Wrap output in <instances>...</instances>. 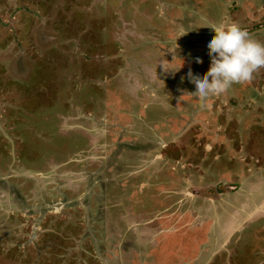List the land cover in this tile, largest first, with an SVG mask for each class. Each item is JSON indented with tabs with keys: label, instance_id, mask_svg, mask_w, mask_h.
<instances>
[{
	"label": "rangeland",
	"instance_id": "rangeland-1",
	"mask_svg": "<svg viewBox=\"0 0 264 264\" xmlns=\"http://www.w3.org/2000/svg\"><path fill=\"white\" fill-rule=\"evenodd\" d=\"M234 1L0 0V264H264V68L205 101L188 76L213 24L264 43V0ZM175 230L200 247L167 262Z\"/></svg>",
	"mask_w": 264,
	"mask_h": 264
},
{
	"label": "clouds",
	"instance_id": "clouds-1",
	"mask_svg": "<svg viewBox=\"0 0 264 264\" xmlns=\"http://www.w3.org/2000/svg\"><path fill=\"white\" fill-rule=\"evenodd\" d=\"M208 29L215 33L205 42L211 58L210 67L203 75L191 70L188 73L194 84L193 92L201 101L224 93L235 83L249 81L258 69L264 68V43L254 39L241 25L236 22L213 24ZM179 69L165 68V71Z\"/></svg>",
	"mask_w": 264,
	"mask_h": 264
},
{
	"label": "flooded vegetation",
	"instance_id": "flooded-vegetation-1",
	"mask_svg": "<svg viewBox=\"0 0 264 264\" xmlns=\"http://www.w3.org/2000/svg\"><path fill=\"white\" fill-rule=\"evenodd\" d=\"M54 2V1H53ZM115 3H116V1H114ZM239 5V4H238ZM152 6H155V4H152ZM135 13L138 15V13H139V11H138V13H137V11H135ZM52 15H56L55 14V12H54V14L53 13H51ZM42 17V19L40 20L42 23L41 24H38V27L35 29V27H36V25H34L30 30L32 31V34H33V37H34V39L36 38H38V39H41V40H47V39H50V38H56V36H55V34H48L47 32L48 31H46L45 30V27H46V23L45 22H47V19L44 17V15H42L41 16ZM45 18V19H44ZM139 18H140V16L138 17V20H139ZM145 20V19H144ZM146 21V20H145ZM148 23H150V22H148ZM258 40H260V38L258 37ZM15 45V44H14ZM20 57H22L21 55H20ZM31 69V67L29 68H27L26 70H30ZM240 87H241V90H242V86H241V84L242 83H237ZM43 98H41L40 99V101L38 102L39 103V105H42V103H41V100H42ZM73 131V130H72ZM72 131H70L69 133H71ZM59 135L60 136H62L61 135V131L59 132ZM68 139H69V137L68 136H65L64 138H60V141H59V145H57L56 146V153L58 154V153H60L61 154V152L62 151H66L65 150V147H68ZM57 141V140H56ZM54 143H52V145H53ZM54 146V145H53ZM47 147H49V146H47ZM62 147V148H61ZM50 148V147H49ZM62 149V150H61ZM29 150V149H28ZM29 158H33V157H25V156H23V158L21 157V160H19V161H21V163L23 164V165H28V163L29 162H32V161H29L30 159ZM34 160H37L36 158H33V162H35ZM15 163H17V162H15ZM261 170V169H260ZM261 172V171H260ZM109 186V189H106L105 188V192L107 193V194H105L104 193V195H110L112 192H114V191H116V192H118V195H116L117 196V198H123L122 197V195L120 196V190H119V188L118 187H116V186H114V182H111V185L109 184L108 185ZM234 187V186H233ZM263 187H264V184H263ZM102 189L104 190V188L102 187ZM259 197H261L260 198V200H258V207L260 208V209H258V207L257 208H254V207H251L250 208V206H249V208H250V212L251 211H253L254 212V216L252 217L253 219H254V217L255 216H257L258 214L260 215V214H262V213H264L263 211H264V194H261ZM99 206L101 207L102 205H101V203L99 202ZM44 209H52V207H50V206H46V207H44ZM55 210L56 211H62L61 210V206L60 207H55ZM101 212H102V210H100ZM90 214V213H89ZM248 213H246V215H247ZM125 215V212L123 211V209L121 208V207H118V210L116 211V212H112L111 213V217H110V219H109V221H108V223H109V226H108V228L105 226V228L104 229H100L101 230V232H104L105 233V236H106V242H107V247H110V246H115L116 245V243L119 241L118 240V237L123 233V232H125V241L123 242V240H122V242H121V244H122V247H123V252H125L126 250L127 251H132V252H134V250H136V246L138 247L140 244H136L135 243V245L132 247V249H130L129 250V244H130V242H128V241H126L127 239H129L128 238V234H127V231H129V227L127 228V227H125V225H124V223H123V216ZM229 215H227V217H228ZM90 217V216H89ZM226 217V218H227ZM91 218V217H90ZM226 218H225V220H226ZM116 221H118L119 223H116ZM252 221V220H251ZM101 224V223H100ZM132 224V223H131ZM112 230V231H111ZM107 232H109V233H107ZM257 232V231H256ZM254 230H253V232H251L250 233V235H251V237L253 238L255 235H259L260 236V233H262L261 231H260V233H256ZM115 233H117V234H115ZM110 234H114L115 236H113V237H109V235ZM263 239V238H262ZM128 244V247H126L125 248V246ZM128 248V249H127ZM124 255H126V254H123V257H125ZM122 257V258H123ZM127 258H129V257H127ZM16 264H19V263H16ZM20 264H22V263H20Z\"/></svg>",
	"mask_w": 264,
	"mask_h": 264
},
{
	"label": "trees",
	"instance_id": "trees-1",
	"mask_svg": "<svg viewBox=\"0 0 264 264\" xmlns=\"http://www.w3.org/2000/svg\"><path fill=\"white\" fill-rule=\"evenodd\" d=\"M164 203H165V200H162V201L158 202V204H164ZM180 233H182V232L181 231H176V230L172 231L167 236V239L170 236H174L176 234L182 235ZM183 238H184V236L182 235V240L179 241V243L176 246H174L171 250L166 247V243H163V246L159 249V252L163 251L162 255H163V257H165L168 260L167 262H173L174 261L173 258H174V256L177 255V252L175 253V250H180L181 252L183 251V254H186L189 257H193V256H190V255L191 254H195L197 249L200 247V244L198 242H193V243L190 244L191 250H189V251H187L186 249L184 250V240H183ZM166 250H168V251L165 253Z\"/></svg>",
	"mask_w": 264,
	"mask_h": 264
},
{
	"label": "crops",
	"instance_id": "crops-1",
	"mask_svg": "<svg viewBox=\"0 0 264 264\" xmlns=\"http://www.w3.org/2000/svg\"><path fill=\"white\" fill-rule=\"evenodd\" d=\"M231 2H233V0H230ZM237 1V3H239V5H242L243 6V4H244V2H245V0H235L234 2H236ZM264 5V4H263ZM244 7V9H245V7L246 6H243ZM246 10V9H245ZM247 11V10H246ZM256 36H258V35H256Z\"/></svg>",
	"mask_w": 264,
	"mask_h": 264
},
{
	"label": "water",
	"instance_id": "water-1",
	"mask_svg": "<svg viewBox=\"0 0 264 264\" xmlns=\"http://www.w3.org/2000/svg\"><path fill=\"white\" fill-rule=\"evenodd\" d=\"M60 206H61V204H60V203H58V204H57V206H55V207H60Z\"/></svg>",
	"mask_w": 264,
	"mask_h": 264
}]
</instances>
